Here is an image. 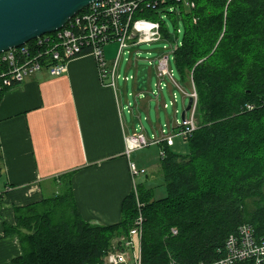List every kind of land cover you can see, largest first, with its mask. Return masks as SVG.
<instances>
[{
	"label": "trees",
	"instance_id": "1",
	"mask_svg": "<svg viewBox=\"0 0 264 264\" xmlns=\"http://www.w3.org/2000/svg\"><path fill=\"white\" fill-rule=\"evenodd\" d=\"M136 1V17L160 22L164 38L171 39L168 16L176 42L182 33L173 54L175 78L186 92L196 89L198 123L186 153L162 145L167 195L154 198L138 187L145 219L142 264H169V255L180 264L211 262L222 257L226 238L242 223L264 227V0H189L194 6ZM28 45L37 48L35 40ZM9 88L0 90V101ZM139 212L132 191L119 223L85 221L69 182L61 195L17 208L23 251L11 264H102Z\"/></svg>",
	"mask_w": 264,
	"mask_h": 264
},
{
	"label": "crops",
	"instance_id": "2",
	"mask_svg": "<svg viewBox=\"0 0 264 264\" xmlns=\"http://www.w3.org/2000/svg\"><path fill=\"white\" fill-rule=\"evenodd\" d=\"M104 53L108 63L113 61L107 47ZM155 73L150 69L149 81ZM136 77L135 92L147 96L149 81L144 77L139 83ZM122 100L120 90L117 97L103 85L91 54L70 60L60 75L42 69L5 91L0 101V264H11L23 251L15 229L17 208L53 199L69 182L81 217L107 225L121 221L123 200L133 191L135 152L147 172L138 183L150 190L147 183L156 174L149 175L148 164L156 156L150 148L159 156L161 147L126 155L125 135L135 131L136 120L126 119ZM149 105L146 99L141 103L148 120ZM151 125L153 132L160 128ZM179 147L177 152L186 153L187 142Z\"/></svg>",
	"mask_w": 264,
	"mask_h": 264
},
{
	"label": "built area",
	"instance_id": "3",
	"mask_svg": "<svg viewBox=\"0 0 264 264\" xmlns=\"http://www.w3.org/2000/svg\"><path fill=\"white\" fill-rule=\"evenodd\" d=\"M183 1L187 6H194V3L189 0ZM139 8L140 2L136 0L97 1L72 17L63 28L34 39L37 48L33 49L27 43L19 48L1 52L0 90L23 83L28 76L42 69H47L52 75H60L66 71L70 60L91 54L97 60L101 82L111 87L119 97L117 72L125 50L131 52V48L134 49L143 43L149 44L163 38L160 22L136 17ZM110 43L119 45L111 67L108 66L104 53L106 45ZM179 45L177 41L175 47L163 46L155 69L158 78L157 86L161 91L164 86L169 85L163 80L170 79L183 95L186 94L195 99L193 108L187 112L184 119L167 121L165 125L167 129L160 126L158 131H154L151 135L147 134L143 125L140 129L135 127L133 133L125 135L127 156L137 150L160 146V157L163 159L165 151L162 145L172 146L176 138L187 141L198 128L195 118L196 89L193 88L190 93L186 92L177 82L171 67L170 54L173 56ZM128 78L136 80L137 77L131 75L125 77V80L127 81ZM141 93L135 92L136 98L143 97L144 92ZM159 97L160 94L157 93V100ZM175 103L176 97H174L173 104ZM163 107L164 109L168 107L164 100ZM254 107V105H248L249 109ZM129 108L132 107L129 106ZM133 111L132 108L130 112L133 114ZM139 119H141L140 116ZM130 173L133 179V192L136 195L140 212L128 236L121 238L123 248L109 253L105 258L107 264H142L145 219L141 212L144 204L140 201L137 177L144 176L147 172L146 169H139L134 162H130ZM171 233L176 235L178 230L172 228ZM169 264L180 263L169 255ZM199 264H264V227L257 229L252 223H242L226 238L221 258L211 262L202 261Z\"/></svg>",
	"mask_w": 264,
	"mask_h": 264
},
{
	"label": "rangeland",
	"instance_id": "4",
	"mask_svg": "<svg viewBox=\"0 0 264 264\" xmlns=\"http://www.w3.org/2000/svg\"><path fill=\"white\" fill-rule=\"evenodd\" d=\"M166 17V16H165ZM165 22L170 30L171 34V41L167 38H162L159 41L152 42V43H143L142 45L138 46L137 48H131L128 52L125 50V53L120 61V66L117 72V85L119 87L120 93L122 95V101L123 106H126L124 109V115L127 120L132 119V117H135L136 129H140L141 125L145 128L147 133L151 134L153 132V128L151 123L157 124L167 129V121L173 122L175 119V116H177L178 119H181V113L184 110L183 106V95L178 87L173 85V83L170 81V79L165 78L163 81L166 85L163 87V89L160 91L158 89L157 83L158 78L155 75H152L150 77L149 81V71L151 69L155 71L156 65L158 62V56L160 55V52L164 45L167 46H174L176 45V31L174 30V20L170 18L169 16L165 18ZM178 26L182 30V21L178 17ZM180 32V30H179ZM182 33L180 34L178 38V44H181L182 39ZM107 49H109L110 52L113 53L114 57H116L118 52V43H110L106 45ZM171 58V67L174 70L175 77L179 79V77L176 74L175 68H174V60L172 54H170ZM113 61L108 63V66H112ZM138 63V65L136 64ZM138 75V81L139 83H143V78H147L148 84H146L148 87H146L148 90L147 96L136 98V94L134 92V84L135 80L128 78V80H125V77H130L131 75ZM189 87V86H187ZM157 93L160 94V97L157 100ZM174 97H176V103L174 102ZM147 100L149 102V116L150 120L147 119V112L143 107L141 106L142 101ZM189 98H185V103L187 105ZM138 100V101H137ZM163 100L165 103L168 104L167 109H164L163 107ZM138 103V105H137ZM131 106L133 108V114L130 112L132 108H129ZM177 110V112H176ZM176 112V113H175ZM145 114V115H144ZM139 116L141 119H139ZM184 140L182 138L176 139V145L173 147V150L180 151L181 148L179 147L181 144H183ZM187 148V147H186ZM156 150V156L152 159L153 161L148 164L149 168V175H152V171H156V174L151 178V181L147 183V187L150 188V190L153 192V196L155 198H162L167 195V187L165 183V178L163 175V172L161 170V157L160 153L158 156V151L155 147L150 148ZM186 150V149H185ZM139 151V150H137ZM144 151V150H143ZM133 154V153H132ZM140 152H135L133 154V158L136 159V165L138 168H141L140 164V158L139 157ZM152 158V157H151ZM141 177H137V181L140 182ZM139 190V188H138ZM247 202L249 203V206L252 210L255 208V198L248 199ZM117 248V249H116ZM121 248H123V242L121 238L114 239L113 244L109 252L107 253L106 257L109 253L114 251H119ZM105 257V258H106ZM102 264H107L104 260Z\"/></svg>",
	"mask_w": 264,
	"mask_h": 264
},
{
	"label": "water",
	"instance_id": "5",
	"mask_svg": "<svg viewBox=\"0 0 264 264\" xmlns=\"http://www.w3.org/2000/svg\"><path fill=\"white\" fill-rule=\"evenodd\" d=\"M97 1L101 0H0V53L58 31ZM194 102L190 96L181 119Z\"/></svg>",
	"mask_w": 264,
	"mask_h": 264
},
{
	"label": "bare ground",
	"instance_id": "6",
	"mask_svg": "<svg viewBox=\"0 0 264 264\" xmlns=\"http://www.w3.org/2000/svg\"><path fill=\"white\" fill-rule=\"evenodd\" d=\"M145 115V114H144Z\"/></svg>",
	"mask_w": 264,
	"mask_h": 264
}]
</instances>
